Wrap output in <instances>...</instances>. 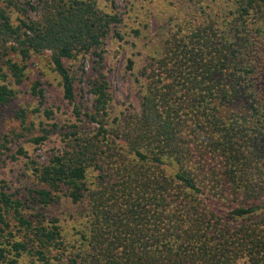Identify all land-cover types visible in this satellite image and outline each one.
Listing matches in <instances>:
<instances>
[{
  "label": "trees",
  "instance_id": "trees-1",
  "mask_svg": "<svg viewBox=\"0 0 264 264\" xmlns=\"http://www.w3.org/2000/svg\"><path fill=\"white\" fill-rule=\"evenodd\" d=\"M33 1L19 7L0 0V65L6 69L0 72V106L15 97L11 84L23 81L25 60L42 52H49L70 102L75 74L65 60L92 56V102L85 110L76 104L75 122L67 127L40 121L38 133L20 108L14 113L18 131L0 133V164L28 156L14 139L41 145L62 134L47 159L32 161L35 182L26 194L0 180V261L264 264V108L254 96L252 49H244L251 13L262 16L253 33L264 39V0H219L184 35L149 54L135 79L139 107L123 117H112L102 72L107 37L123 38L115 7L104 11L97 0ZM15 9L39 15L13 19ZM133 64L128 59L127 68ZM39 84L30 87L40 100L30 112L53 119ZM61 197L87 210L73 243L58 219L43 212Z\"/></svg>",
  "mask_w": 264,
  "mask_h": 264
},
{
  "label": "rangeland",
  "instance_id": "rangeland-1",
  "mask_svg": "<svg viewBox=\"0 0 264 264\" xmlns=\"http://www.w3.org/2000/svg\"><path fill=\"white\" fill-rule=\"evenodd\" d=\"M13 1L21 7L19 3L28 0ZM38 1L34 0L31 3L36 4ZM216 2L219 0H97L100 9L110 11L114 6L121 17V22L116 29L123 34V38L119 40L113 36V33L107 37L104 46L105 66L102 68L109 82L111 97L109 105L112 117L116 114L123 117L138 109L141 89L135 79L137 75H140L143 67L149 63V54L154 55L168 39L173 41V38L184 35L187 29L200 21ZM25 9H29L28 5ZM25 14L37 18L39 11H16L15 9L11 16L16 19L24 17ZM256 15L251 13L249 17L251 22L248 28L252 34L249 36V41H244V49H252L250 53L257 64L253 83L258 91L254 96L264 108V39L259 32L253 33L254 26L257 27L263 18L262 16L255 18ZM10 57L19 61V57L14 53L10 54ZM128 59L134 61L131 70L127 68ZM24 64L26 68L23 81L19 85L11 84L16 90L15 97L7 105L0 106V133L11 134L14 130L18 131L20 125L14 113L20 108L26 109L27 120L34 122L35 128L32 129L34 133H38L40 121L42 126L47 128L52 122L66 127L75 122L73 108L76 104H79L83 110L90 108L92 96L87 83L95 69L92 56L80 54L75 59L65 60V65L75 74L76 97L72 102L62 96L60 78L53 70L49 52L31 53ZM0 72H6L3 65H0ZM7 80L11 81L9 77ZM35 81L40 82L38 87L42 88L44 94L42 104L53 110V119H46L41 112H30L38 106L40 101L30 92V87ZM66 127L59 131H66ZM61 137L62 134H53L41 145H34L24 138L14 139V143L23 145L28 156H21L13 161L9 158L3 159L0 164V180L4 181L3 184L9 187L10 191L18 190L20 195L26 194L28 188L35 182L32 161L47 159L52 151L62 144ZM43 212L51 218L58 219L66 241L73 243L75 239H79L87 220V210L83 203H73L69 198L61 197L58 201L44 207ZM0 264H6V262L0 261ZM18 264H31L30 257H25Z\"/></svg>",
  "mask_w": 264,
  "mask_h": 264
}]
</instances>
